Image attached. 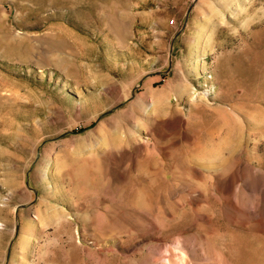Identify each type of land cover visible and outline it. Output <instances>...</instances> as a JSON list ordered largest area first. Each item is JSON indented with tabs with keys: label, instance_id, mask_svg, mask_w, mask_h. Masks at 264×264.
I'll list each match as a JSON object with an SVG mask.
<instances>
[{
	"label": "rangeland",
	"instance_id": "374dc122",
	"mask_svg": "<svg viewBox=\"0 0 264 264\" xmlns=\"http://www.w3.org/2000/svg\"><path fill=\"white\" fill-rule=\"evenodd\" d=\"M0 264H264V0H0Z\"/></svg>",
	"mask_w": 264,
	"mask_h": 264
},
{
	"label": "built area",
	"instance_id": "2783aa9c",
	"mask_svg": "<svg viewBox=\"0 0 264 264\" xmlns=\"http://www.w3.org/2000/svg\"><path fill=\"white\" fill-rule=\"evenodd\" d=\"M170 23H175V19H171L170 20Z\"/></svg>",
	"mask_w": 264,
	"mask_h": 264
}]
</instances>
